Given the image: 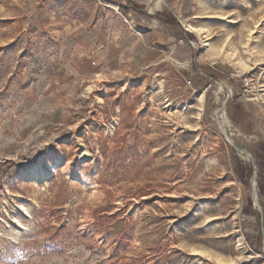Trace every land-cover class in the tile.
Segmentation results:
<instances>
[{"label": "rangeland", "instance_id": "1", "mask_svg": "<svg viewBox=\"0 0 264 264\" xmlns=\"http://www.w3.org/2000/svg\"><path fill=\"white\" fill-rule=\"evenodd\" d=\"M263 86L264 0H0V264H264Z\"/></svg>", "mask_w": 264, "mask_h": 264}, {"label": "bare ground", "instance_id": "2", "mask_svg": "<svg viewBox=\"0 0 264 264\" xmlns=\"http://www.w3.org/2000/svg\"><path fill=\"white\" fill-rule=\"evenodd\" d=\"M188 27H190L193 31H195L196 33L197 32H200L201 30L199 29V28H196V27H193L192 25H190V26H188ZM199 34V33H198ZM206 45V44H205ZM264 87V86H263ZM263 91H264V88H263ZM260 93V92H259ZM261 96V97H260ZM259 97L260 98H262V99H264V92L261 94L260 93V95H259ZM257 98H258V96H257ZM259 99V98H258ZM200 100L203 102L204 101V96L202 95L201 97H200ZM91 157H93V155L91 156V153H90V151L89 150H87V148L86 149H84V150H82L80 153H79V158H80V160H85V159H89V158H91ZM57 169H58V166H57V163H53V164H51V166H50V169L49 170H44L43 168H41V167H36V168H34V169H32V174H31V177H33L34 179H35V181H44V179L46 178V177H48V176H50V175H52V174H54V173H56L57 172ZM63 173H64V175L66 176V177H68L69 178V176H68V174H67V172L66 171H63ZM75 179L76 180H78V177H75ZM21 203V202H20ZM23 205L21 204L20 205V207H22ZM25 209H26V207H25ZM4 212L5 213H8V210H7V208L6 207H4ZM19 217V216H18ZM16 218V217H15ZM7 220V219H6ZM14 221H15V219H14ZM12 222V221H11ZM17 222H18V225H17V227H16V229H14V228H12L11 230H9L10 232H8V234L9 235H11L12 236V238H14L15 240L16 239H19V237H20V234H22V232H27V231H29L30 229H29V227H28V225L26 224V223H23V222H21L20 220H17ZM8 224V223H7ZM28 224H30L29 222H28ZM10 225V224H9ZM3 227V226H2ZM1 228V227H0ZM8 230V229H7ZM32 230V229H31ZM5 231V230H4ZM0 235H2V232H1V230H0ZM6 236H8V235H6ZM1 237V236H0ZM22 237V236H21ZM13 239V240H14Z\"/></svg>", "mask_w": 264, "mask_h": 264}]
</instances>
